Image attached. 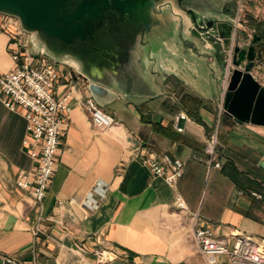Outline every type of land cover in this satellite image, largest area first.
I'll return each instance as SVG.
<instances>
[{
  "label": "crops",
  "instance_id": "0c3cea01",
  "mask_svg": "<svg viewBox=\"0 0 264 264\" xmlns=\"http://www.w3.org/2000/svg\"><path fill=\"white\" fill-rule=\"evenodd\" d=\"M20 30L18 21L0 13V78L15 67L11 51L18 39L27 41L29 53L56 66L59 78L52 95L67 97L69 111L59 113L63 125L55 169L38 206L15 184L21 172L33 178L36 166L29 157L23 112L8 110L0 92V264L3 257L19 264H95L93 252L102 248L113 256L108 264H200L190 218L173 206L176 195L217 238L230 240V234L240 233L264 239V127L237 124L222 113L216 151L221 167L208 168L204 162L206 137L232 71L226 55L208 56L212 76L219 71L213 84L203 82L197 70L194 57L201 52L192 49L199 47L185 48L186 59L176 47L167 48L161 74H149L148 67L134 82L139 88L113 89L117 98L102 110L114 123L99 131L83 107L88 82L77 62L36 54L27 33L17 36ZM250 32H244L240 47L247 46ZM256 68L251 74L264 87ZM185 94L203 102L199 122L180 106ZM179 114L186 116L177 122L181 133L174 129ZM148 154L183 162L176 186H167L142 165Z\"/></svg>",
  "mask_w": 264,
  "mask_h": 264
},
{
  "label": "water",
  "instance_id": "95a60500",
  "mask_svg": "<svg viewBox=\"0 0 264 264\" xmlns=\"http://www.w3.org/2000/svg\"><path fill=\"white\" fill-rule=\"evenodd\" d=\"M165 6L168 3L161 0H0V13L18 21L36 54L77 62L78 72L88 82L89 96L103 108L117 98L113 89L130 92L139 88L134 83L137 76L141 78L151 65L149 74L162 73L160 68L155 72L154 57L162 53L163 46H154L168 25L162 20ZM189 15L193 22L195 17ZM191 21L185 34L186 39H194L195 47L208 35L223 39V48L228 49L231 24L215 18H204L195 25ZM257 40L254 36L249 46H234L223 114L237 124L264 127V87L251 75Z\"/></svg>",
  "mask_w": 264,
  "mask_h": 264
},
{
  "label": "built area",
  "instance_id": "2783aa9c",
  "mask_svg": "<svg viewBox=\"0 0 264 264\" xmlns=\"http://www.w3.org/2000/svg\"><path fill=\"white\" fill-rule=\"evenodd\" d=\"M7 20L17 21L5 15ZM240 8L231 20L233 36L225 52L227 68L231 67L234 50V37L240 26ZM24 31H18L20 37ZM25 33V32H24ZM254 31L246 36V45L253 39ZM11 59L15 63L13 70L0 78V92L4 95L3 105L10 111L22 110L26 122V133L29 137V157L36 163L33 178L21 172L16 180V186L27 191L36 205L41 206L47 188L55 169V160L59 150L63 119L60 112H68V98L56 100L52 95V88L59 78L54 64H48L41 56L32 55L27 51V41L18 39L15 49L11 51ZM252 75V74H251ZM255 79V78H254ZM223 95L217 104V119L209 130L203 148L204 162L208 168L220 169L216 162V151L219 147V116L223 113ZM83 107L93 128L99 131L108 130L114 120L89 96L84 100ZM186 120L184 114L175 118L174 129L181 133L177 122ZM142 165L150 170L153 176L161 178L169 187H174L184 174V164L180 159L167 155L148 154ZM255 199H260L256 193H251ZM174 208L185 213L190 218L193 237L201 258L200 264H264V239L259 241L246 234H230L228 239H219L214 232L201 226L197 213L188 211L185 201L180 195L173 200ZM38 234L35 231L34 236ZM231 244V245H230ZM96 264H108L113 256L106 249L93 252ZM2 264H19L15 259L3 257Z\"/></svg>",
  "mask_w": 264,
  "mask_h": 264
},
{
  "label": "rangeland",
  "instance_id": "374dc122",
  "mask_svg": "<svg viewBox=\"0 0 264 264\" xmlns=\"http://www.w3.org/2000/svg\"><path fill=\"white\" fill-rule=\"evenodd\" d=\"M236 3L234 6L232 7H228V9H232L234 12L235 10L237 11V9L240 7V16L242 18L241 21V25L237 28L236 32H235V43H238V41H241L243 39V34L244 32L247 31L246 26H245V18L248 15L253 16L256 19H263L264 17V0H242L241 4L239 6V4L237 2H239V0H234ZM223 3V2H222ZM250 3H252L250 5ZM224 5V4H223ZM222 6V5H221ZM225 7L227 6L226 4L224 5ZM224 7V8H225ZM224 10V9H223ZM233 12V13H234ZM163 17L165 20H168V25L167 27H165L162 30V34L158 37L157 40V44L154 46V49H158L160 46H163V51L162 53H159V55H157L156 57H154V59L156 60V64H155V68H160L161 69V60L166 61L165 63L168 64V60L166 58H164V56L166 55V48L172 46V47H176L178 49V55L181 58H189L190 57V53L189 52H185L187 47L191 48L194 47L193 43V38L188 37V41L186 39V32L184 29V24L181 23V21L179 19H172L171 18V13L169 11V9L163 11ZM218 19H224L227 20V18L225 17H219ZM234 32L232 31V34ZM200 44L202 43L199 40ZM196 43V42H195ZM197 45V43H196ZM165 46V47H164ZM199 46V45H198ZM194 52L200 51V56H195V63H197L196 67L197 70L199 71L201 78L204 79V81L208 82L209 80H212V83L215 84V80L217 77H219L218 72H216L215 76H212L211 73V67L210 64H208L207 62V58L208 56L212 55V51L209 52V50H206L201 47L199 50L197 49H192ZM224 48H223V52H224ZM214 54L217 53V50H213ZM198 54V53H197ZM225 55V52H224ZM192 64H194L192 62ZM255 65L257 66V68L255 69V71L258 73V75L260 77H262L264 79V59H257V61L255 62ZM152 66V65H151ZM151 66L149 69H151ZM157 70H155V72H157ZM217 71V70H216ZM159 72V71H158ZM150 73V71H149ZM264 82V80H263ZM124 86H127L126 83L123 82ZM231 245V244H230ZM220 262H223L224 264V259H220ZM66 264V263H65ZM94 264V263H93ZM96 264V263H95Z\"/></svg>",
  "mask_w": 264,
  "mask_h": 264
},
{
  "label": "flooded vegetation",
  "instance_id": "af4514ba",
  "mask_svg": "<svg viewBox=\"0 0 264 264\" xmlns=\"http://www.w3.org/2000/svg\"><path fill=\"white\" fill-rule=\"evenodd\" d=\"M242 0H239L237 2L240 6ZM163 3H168V6H165L164 10L169 9L171 13V18L172 19H179L182 24H184V29L189 26L188 23H190V15L189 13L195 17V22L191 21L194 25L197 21H201L204 18H215L218 19L219 17H225L227 20L224 19H218L220 21L224 22H230L232 18L236 14L235 12L228 7H232L235 5L234 0H161ZM223 2V3H222ZM226 4L227 6L225 7L224 5ZM222 5V6H221ZM184 9L188 8V13H185L183 11L182 7ZM225 7V8H224ZM240 8V7H239ZM224 9V10H223ZM234 12V13H233ZM241 12V10H240ZM188 14V15H187ZM196 14V15H195ZM193 17V18H194ZM162 20L163 24L167 23L168 20H165L163 15H162ZM242 18L240 16V22L239 25H241ZM205 22V20H204ZM202 47L206 50H209V52H213V50H217V55L220 56L221 59L224 57V52H223V39L217 37V36H208L204 38L203 41H201ZM199 45V49L201 47L200 42L197 43ZM226 51V50H225ZM207 59H210L208 57Z\"/></svg>",
  "mask_w": 264,
  "mask_h": 264
},
{
  "label": "trees",
  "instance_id": "16d2710c",
  "mask_svg": "<svg viewBox=\"0 0 264 264\" xmlns=\"http://www.w3.org/2000/svg\"><path fill=\"white\" fill-rule=\"evenodd\" d=\"M245 26L247 30L254 31L255 37L258 39L255 44L257 59H264V17L263 19H256L248 15L245 18ZM179 104L190 118L196 122L200 121L198 111L203 104L200 99L185 94L181 96Z\"/></svg>",
  "mask_w": 264,
  "mask_h": 264
}]
</instances>
